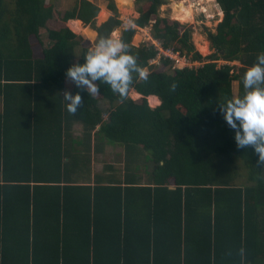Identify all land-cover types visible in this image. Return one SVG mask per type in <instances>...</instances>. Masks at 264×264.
Returning <instances> with one entry per match:
<instances>
[{"label":"trees","instance_id":"trees-1","mask_svg":"<svg viewBox=\"0 0 264 264\" xmlns=\"http://www.w3.org/2000/svg\"><path fill=\"white\" fill-rule=\"evenodd\" d=\"M98 1L59 11L54 0H0V264H264V165L252 146L237 148L220 109L243 94L264 52V0H216L223 18L206 30V57L189 28L158 16L164 0H135L139 15L118 39L148 78L134 76L125 97L99 81L88 94L66 77L122 24L114 0ZM102 6L111 14L101 18ZM69 20L92 31L75 34ZM145 27L205 62L149 65L151 42L131 44ZM65 91L81 95L74 114ZM107 144L123 148L120 177L92 175L91 156Z\"/></svg>","mask_w":264,"mask_h":264},{"label":"clouds","instance_id":"clouds-1","mask_svg":"<svg viewBox=\"0 0 264 264\" xmlns=\"http://www.w3.org/2000/svg\"><path fill=\"white\" fill-rule=\"evenodd\" d=\"M136 78H148L147 71L137 63L136 55L129 45L113 36L100 37L95 46L83 57V63H76L66 70L69 78L78 88L88 94H98L97 81L106 83L111 90L125 97ZM244 92L220 104L224 120L234 130L237 148L252 146L264 165V52L258 54L242 77ZM175 90L176 84L170 86ZM79 92L65 91L63 100L67 111L76 113L81 104ZM243 256L245 250L241 248Z\"/></svg>","mask_w":264,"mask_h":264},{"label":"rangeland","instance_id":"rangeland-1","mask_svg":"<svg viewBox=\"0 0 264 264\" xmlns=\"http://www.w3.org/2000/svg\"><path fill=\"white\" fill-rule=\"evenodd\" d=\"M164 0V4L160 5L158 8V16L162 18H168L171 21H177L179 22L184 28H189L191 30V36H192V42L194 44V48L197 52H199L203 57H206L212 53V50H210L209 42L207 40L206 30H209L211 32L216 31L217 24L222 20L223 18V12L217 3L216 0ZM55 7L59 11H63L67 7H70L73 5L74 0H54ZM96 3H98V0H95ZM116 9L119 14V19L122 20V24L120 27L116 28L112 33L111 36L115 38H119L121 34V28L126 26L124 23L133 21L136 19L139 15L138 8L143 4V2L136 3L135 0H114ZM184 3L185 5H192L193 13L190 20H180V18L177 17V4ZM100 4V3H99ZM103 8V6H102ZM129 12H124V11ZM66 25L69 27V21L66 23ZM127 25H129L127 23ZM85 28L90 29L89 26H85ZM55 27V26H54ZM56 27H61V24H56ZM73 28V27H71ZM74 29V28H73ZM72 30V29H71ZM91 30V29H90ZM73 31V30H72ZM78 35H83L81 31L74 30ZM92 31V30H91ZM139 36V41H135V36ZM198 35V36H197ZM134 37L132 38L131 44L134 46H139L141 44H148V42H151L154 40L151 38L150 34V28H138L137 32L135 33ZM198 38V39H197ZM201 38V39H200ZM41 39L43 42L47 43L46 34L44 32L41 33ZM87 39V38H86ZM95 39V33L94 36H92L88 40H94ZM33 44L39 47L37 44V41L33 39ZM38 50V49H37ZM39 51V50H38ZM205 60H203L201 63L203 64ZM200 63V64H201ZM222 62L218 61V65ZM150 64V62H149ZM161 64H153L151 66L158 68ZM235 86V84H234ZM235 88V87H234ZM131 90L128 93L129 98L133 100L139 99V96H135V94ZM148 104L150 107H155L159 104L152 103L151 100L148 98ZM104 108L107 107L106 104L102 105ZM74 137L79 139L81 137L80 135V126L74 125ZM91 169H92V175L93 174H105L110 175L112 174L115 177H120L125 172V160H124V151L122 147L119 146H113V145H105L103 153L99 154H92L91 156ZM111 166L112 169L105 170L104 167ZM141 178L143 183L145 182L144 171L141 169ZM239 182L246 183L245 179L242 178Z\"/></svg>","mask_w":264,"mask_h":264},{"label":"built area","instance_id":"built-area-1","mask_svg":"<svg viewBox=\"0 0 264 264\" xmlns=\"http://www.w3.org/2000/svg\"><path fill=\"white\" fill-rule=\"evenodd\" d=\"M125 22L124 24L132 25V21ZM152 48L156 55L150 60L149 65L159 64L161 60H168L170 62L171 69H185V68H197L202 65L201 62L193 61L189 56L174 50L172 47H163L158 40L151 41ZM201 63V64H200Z\"/></svg>","mask_w":264,"mask_h":264},{"label":"bare ground","instance_id":"bare-ground-1","mask_svg":"<svg viewBox=\"0 0 264 264\" xmlns=\"http://www.w3.org/2000/svg\"><path fill=\"white\" fill-rule=\"evenodd\" d=\"M177 5H178L177 8H175L177 10V14H176L177 17L180 18V20H185V21L190 20L192 17V13H193L192 5H185L184 3H180ZM124 12H127V11H124ZM139 38L140 37L135 36V41H139ZM132 92L135 94L134 91H132Z\"/></svg>","mask_w":264,"mask_h":264},{"label":"crops","instance_id":"crops-1","mask_svg":"<svg viewBox=\"0 0 264 264\" xmlns=\"http://www.w3.org/2000/svg\"><path fill=\"white\" fill-rule=\"evenodd\" d=\"M127 12H129V11L127 10ZM109 14H111L110 11H108L106 8H101V12H100L101 18L106 17ZM69 24H70L69 28L72 29L74 33H76L74 30L81 31V32L85 30V27L83 26V23L80 20H69ZM71 27H73L74 29ZM159 103H160V101H159Z\"/></svg>","mask_w":264,"mask_h":264},{"label":"water","instance_id":"water-1","mask_svg":"<svg viewBox=\"0 0 264 264\" xmlns=\"http://www.w3.org/2000/svg\"><path fill=\"white\" fill-rule=\"evenodd\" d=\"M148 2H153L154 0H147ZM140 96V95H139Z\"/></svg>","mask_w":264,"mask_h":264}]
</instances>
